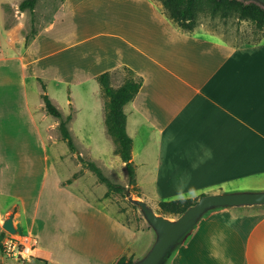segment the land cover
Listing matches in <instances>:
<instances>
[{"label":"rangeland","instance_id":"obj_1","mask_svg":"<svg viewBox=\"0 0 264 264\" xmlns=\"http://www.w3.org/2000/svg\"><path fill=\"white\" fill-rule=\"evenodd\" d=\"M21 1L0 0V30L9 31L0 37L4 43L0 50L7 49L10 53L9 59L2 63L8 66L16 51L17 61L22 57L26 61L25 68H18V74L24 73L26 79L7 80L3 87H9L11 99L4 101L5 97L0 96V233L37 238L43 255L21 262L5 257L0 248V264H113L123 253L133 255L136 261L151 246L154 232L131 197L146 201L162 213L159 201L176 196L175 189L186 185L185 178L192 173L186 168V150H201L203 144L199 140L200 130L193 128L187 119L191 117L193 105L201 99L196 87L206 81L200 77L211 71L216 75L213 68L217 66L218 56L214 53L211 56V50L204 48L207 51L204 54L181 51L174 54L173 50L163 59L173 63L188 60L186 70L162 69L159 81L153 71L148 82L149 95L157 87V98H151L167 111L166 118L172 119L175 115L173 119L178 120L170 125L163 121L164 117L162 123H155L151 116L132 118L129 131L134 139L135 185L130 184L126 162L117 152V144L107 129L109 97L98 75L91 72L112 59L120 63L125 58L121 50V44L125 46L121 39L124 34L135 36L139 46L144 43L147 46L152 36L160 34L163 38L181 39L180 36L190 35L189 31L194 34L209 31L219 40V52H224L225 65L236 57L245 72L264 70V57L255 58L243 52L264 53V45L248 47L249 43L264 37V27L240 19L236 13L224 18L219 13L202 11L197 16L195 29L184 30L168 16L161 0H37L34 12L29 8L21 10ZM147 4L152 5L153 12ZM153 44L158 45V50L163 42L160 46L155 36ZM234 50L242 52L227 57ZM136 54L140 53L131 57ZM191 60H195L196 65ZM125 68L113 70L114 87L122 85L130 76ZM175 70L179 75L174 74ZM257 72L256 77H264ZM40 79L47 84V92L62 110L63 117L72 115L68 125L78 152H72L62 138L59 118L46 111ZM245 93L248 91L239 87L234 93L235 102L241 104ZM190 95L194 96L192 104ZM132 100L125 111L132 112L135 108V99ZM254 143L255 150H264V134L257 132ZM79 154L94 160L111 180L124 186L123 191L105 196L107 185L83 166ZM78 171H81L80 176L68 183V178ZM69 196L79 201H68ZM12 214L16 232L4 227L5 220ZM115 219L128 224L131 230L123 234ZM126 238L130 241L122 247Z\"/></svg>","mask_w":264,"mask_h":264},{"label":"crops","instance_id":"obj_2","mask_svg":"<svg viewBox=\"0 0 264 264\" xmlns=\"http://www.w3.org/2000/svg\"><path fill=\"white\" fill-rule=\"evenodd\" d=\"M147 5L153 12L152 5ZM189 32L190 35L180 36L181 39L176 36L163 38L164 35H155L160 41V46L163 42L162 47L158 50H156L158 45L153 44L155 36L151 37L153 40L147 43V46L146 43L139 46L134 40L135 36L124 34L121 39L125 42V46L121 44V50L125 53V58L120 63L112 59L111 62L105 66L102 65L100 69L97 68L96 71L91 73L99 75L104 71H110L112 74L113 70L118 67H129L136 72V75L142 76L143 85L134 97L135 100H132L135 108L132 112L126 111L128 115L127 128L132 136L129 130H131V123L134 120L132 118L136 115L151 116L155 123H162L164 117L165 120L163 121L169 122L170 125L171 122L178 120L177 117L173 119L175 115L172 118L173 120L169 117L166 118L168 114L165 112L167 111L157 103L155 104L156 100L154 98H157L155 94L157 87L153 89L155 92L149 95L148 82L153 77V71L158 81L162 69L173 71V67H178L179 70L184 69L185 71V66H187L185 62H188V60L173 63L163 58H168L167 55L171 54L173 50L175 51L174 54L178 51L187 54L200 52L204 54L207 51H204L203 48L211 50V56L213 53L218 56L217 66L213 68L216 75L214 76V72L211 71L200 77L206 81L196 87L201 99L199 103L193 105L189 114L191 117L187 119L192 123L193 128L200 130L199 140L203 142L202 149L186 150V168L187 171L192 173L185 178V186L175 189L174 193L177 195L165 200L179 199L178 192L185 198H196L206 193L239 190V188L264 189V187H258L264 186V150H255L254 146L256 133L264 134V77H256L255 72L258 73L257 71H259L264 74V70L249 69L245 72V69L241 67L240 59L235 60L236 57L232 58V63L225 65L224 52H219V40H215L209 31L203 34ZM6 33L9 34L8 29L3 28L0 30V37H3ZM187 37L191 39L185 40ZM179 44L181 47H178ZM261 45H264V37L257 42L249 43L248 47L253 49ZM2 46L4 48V43L0 40V48ZM16 52L13 53L12 62L7 66L2 61L8 60L10 53L7 49L4 52L0 50V82L2 85L0 86V96L5 97L3 98L4 101L6 98L11 99L9 87H3L7 80H15L17 77L26 79L24 73L18 74V68L26 67L25 58L22 57L20 61H17ZM136 52L140 54L131 57ZM238 52L242 51L234 50L226 55L227 57L236 56ZM243 52L248 53L250 56L254 55L255 58L264 57V53L260 54L254 52V50ZM191 61L194 64L195 60ZM221 71L222 76H220ZM174 74L179 75L176 70ZM253 75H255V78L252 77ZM210 76H212V79L215 77L213 81ZM250 84L254 87L252 94L249 89ZM239 87L243 91H248V94H244L243 100H240L242 101L241 104L235 102L236 97L234 94ZM152 96L154 98H151ZM193 98L194 96H189L190 104H192ZM147 102L150 103L147 104ZM2 107L5 108V106ZM0 116H2L1 110ZM132 128L134 127L132 126ZM191 140L194 141L195 138ZM139 175L141 174L138 169ZM189 189H194L197 194L192 196ZM74 199L79 201L77 198H71L70 196L68 201ZM115 222H117L116 226L123 234H127L124 232L125 230H131L128 224L124 225L117 219H115ZM129 241L126 238V242L122 247H126ZM41 250L43 253V248ZM173 264H264V205L233 206L212 211L201 222Z\"/></svg>","mask_w":264,"mask_h":264},{"label":"trees","instance_id":"obj_3","mask_svg":"<svg viewBox=\"0 0 264 264\" xmlns=\"http://www.w3.org/2000/svg\"><path fill=\"white\" fill-rule=\"evenodd\" d=\"M166 8L168 16L173 19L182 29L193 30L197 26V16L202 11H207L211 14L219 13L226 18L236 13L240 19L251 20L259 28L264 27V7L255 2H245L244 0H161ZM37 0H22L19 4L21 10L27 8L34 12ZM29 41V36L27 37ZM128 78L119 87H114L111 83V72L104 71L98 75V81L109 97L108 111L106 116L107 129L110 135L114 138L117 144V152L126 162V167L129 175V182L132 185L137 183L136 165L133 160L132 151L134 139L129 134L127 129V113L125 105L131 101L139 92L143 85V78L134 75L131 68L126 67ZM42 85V98L45 109L49 114L59 118V130L62 138L67 142L69 149L72 152H78V147L74 141L68 125L72 115L67 118L63 117L62 110L54 103L53 99L47 92V84L40 79ZM83 166L92 170L98 179L107 185L105 196H109L113 192L123 191L124 186L111 180L102 170V168L92 159L78 155ZM81 171L75 172L72 177L68 178L67 182L71 183L73 179L78 178ZM198 198H184L173 200L159 201L160 212L165 214L179 215L184 212L190 205L195 203ZM6 234L5 231L0 233V241ZM1 248V243H0ZM134 261L133 255L123 253L119 255L113 264H130Z\"/></svg>","mask_w":264,"mask_h":264},{"label":"water","instance_id":"obj_4","mask_svg":"<svg viewBox=\"0 0 264 264\" xmlns=\"http://www.w3.org/2000/svg\"><path fill=\"white\" fill-rule=\"evenodd\" d=\"M244 1H255L264 7V0ZM131 198L139 205L146 221L151 225L154 241L140 259L130 264H173L201 222L212 211L233 206L264 205V189H239L203 194L174 218L158 213L140 198ZM4 227L10 232L17 231L13 214L5 220Z\"/></svg>","mask_w":264,"mask_h":264},{"label":"built area","instance_id":"obj_5","mask_svg":"<svg viewBox=\"0 0 264 264\" xmlns=\"http://www.w3.org/2000/svg\"><path fill=\"white\" fill-rule=\"evenodd\" d=\"M0 243L3 254L11 260L26 262L33 258L39 259L43 255L37 238L31 235L7 234Z\"/></svg>","mask_w":264,"mask_h":264},{"label":"clouds","instance_id":"obj_6","mask_svg":"<svg viewBox=\"0 0 264 264\" xmlns=\"http://www.w3.org/2000/svg\"><path fill=\"white\" fill-rule=\"evenodd\" d=\"M189 192L192 196H195L197 194L194 189H189ZM178 198L183 201L185 197L180 192H178Z\"/></svg>","mask_w":264,"mask_h":264}]
</instances>
